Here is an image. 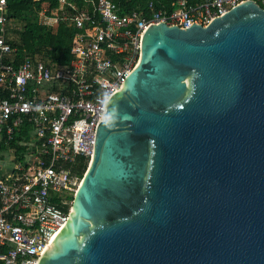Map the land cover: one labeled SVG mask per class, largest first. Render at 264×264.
<instances>
[{
	"label": "water",
	"instance_id": "obj_1",
	"mask_svg": "<svg viewBox=\"0 0 264 264\" xmlns=\"http://www.w3.org/2000/svg\"><path fill=\"white\" fill-rule=\"evenodd\" d=\"M111 94L120 119L100 116L36 264H264V9L150 24Z\"/></svg>",
	"mask_w": 264,
	"mask_h": 264
},
{
	"label": "built area",
	"instance_id": "obj_2",
	"mask_svg": "<svg viewBox=\"0 0 264 264\" xmlns=\"http://www.w3.org/2000/svg\"><path fill=\"white\" fill-rule=\"evenodd\" d=\"M55 1L38 10L37 22L72 31L62 62L50 58L51 45L29 55L13 44L19 28L0 0V145L14 151L0 171V264H36L64 226L82 179L72 164L83 156L88 166L104 94L137 65L144 30L159 22L206 26L246 0H147L133 8L127 0ZM254 2L264 9V0ZM17 136L25 147L18 154L9 147Z\"/></svg>",
	"mask_w": 264,
	"mask_h": 264
},
{
	"label": "trees",
	"instance_id": "obj_3",
	"mask_svg": "<svg viewBox=\"0 0 264 264\" xmlns=\"http://www.w3.org/2000/svg\"><path fill=\"white\" fill-rule=\"evenodd\" d=\"M147 0H127L126 3L128 7L133 8L136 6H144ZM55 0H7V15L15 20H25L24 30L20 32L19 38L16 37L12 39V43L15 45L20 44L26 50L29 55H34L38 50V47L43 45H51L52 51L49 52L50 58L56 61H67L69 58L67 50L69 48V40L72 35V31L63 25L62 23L56 26L55 31L52 29H46L43 25L37 22L34 14L32 13V8L36 10L40 9L44 5H55ZM37 17V15H36ZM17 31L14 32L16 34ZM36 45L31 46L32 42ZM31 42V43H30ZM62 57V58H61ZM20 139L18 136L15 137L9 143L10 148H15L16 153L25 149L24 146L17 144V140ZM4 145H0V148H4ZM88 159L83 156H77L75 163L72 164L74 171H77L80 177L87 168ZM73 198V197H72Z\"/></svg>",
	"mask_w": 264,
	"mask_h": 264
},
{
	"label": "clouds",
	"instance_id": "obj_4",
	"mask_svg": "<svg viewBox=\"0 0 264 264\" xmlns=\"http://www.w3.org/2000/svg\"><path fill=\"white\" fill-rule=\"evenodd\" d=\"M112 94H104L103 97V104H104V111L101 115V122L106 127H111L113 124L120 119V114L118 112V107L112 103ZM109 105H112L109 107Z\"/></svg>",
	"mask_w": 264,
	"mask_h": 264
},
{
	"label": "rangeland",
	"instance_id": "obj_5",
	"mask_svg": "<svg viewBox=\"0 0 264 264\" xmlns=\"http://www.w3.org/2000/svg\"><path fill=\"white\" fill-rule=\"evenodd\" d=\"M44 6H45V5H44ZM38 10H39V9H38ZM38 10H36L35 6H34V8H32V13H33V14H34V12L36 11V13L34 14V16H35V19H34V20L37 19L36 15H37ZM14 20H15V19H14ZM15 23H16V26H17L19 29L17 30L16 34H14V38H16V37L19 38V34H20V32L24 30L25 20H15ZM52 30L55 31V26L52 27ZM31 42H32V41H31ZM31 42H30V43H31ZM34 45H36V44H34V43L32 42L31 46H34ZM0 149H1V150H0V165H1L0 171H1L2 169H4V167L9 166V161H10L11 157L13 156V152H14V151L12 152L10 149H8L7 146H5L4 148H0ZM15 155H17V154H15ZM86 169H87V168H86ZM85 171H86V170H85ZM84 173H85V172H84Z\"/></svg>",
	"mask_w": 264,
	"mask_h": 264
}]
</instances>
